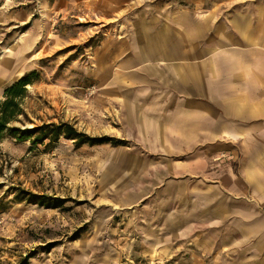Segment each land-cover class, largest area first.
<instances>
[{
  "label": "rangeland",
  "instance_id": "obj_1",
  "mask_svg": "<svg viewBox=\"0 0 264 264\" xmlns=\"http://www.w3.org/2000/svg\"><path fill=\"white\" fill-rule=\"evenodd\" d=\"M186 1L0 0V91L6 79L28 75L31 83L13 125L67 122L88 136L125 143L0 141V264H189L185 251L162 256L152 233L181 209L170 200L168 178H159L168 157L145 151L130 136L98 89L104 78L92 70L95 58L106 74L113 38L124 37L123 56L130 55V38L153 30L160 8ZM22 191L46 197V204L19 200Z\"/></svg>",
  "mask_w": 264,
  "mask_h": 264
},
{
  "label": "crops",
  "instance_id": "obj_2",
  "mask_svg": "<svg viewBox=\"0 0 264 264\" xmlns=\"http://www.w3.org/2000/svg\"><path fill=\"white\" fill-rule=\"evenodd\" d=\"M152 24L128 56L113 38L106 74L95 58L92 70L130 136L168 157L159 178L181 209L151 231L158 249L189 264H264V0H188Z\"/></svg>",
  "mask_w": 264,
  "mask_h": 264
},
{
  "label": "trees",
  "instance_id": "obj_3",
  "mask_svg": "<svg viewBox=\"0 0 264 264\" xmlns=\"http://www.w3.org/2000/svg\"><path fill=\"white\" fill-rule=\"evenodd\" d=\"M30 84L29 76L25 75L5 90V99L0 103V141L6 137H10L18 142L31 141L33 147L45 145L47 141L46 147H50L57 144L60 139L74 141L76 146L103 144L122 146L125 144L122 140H116L107 136H88L67 122L43 123L41 125H34L32 128H21L13 125L23 115L20 100L25 97L26 87ZM22 194V197L18 198L19 200H29L41 205L46 204L47 198L44 196H37L26 191H22Z\"/></svg>",
  "mask_w": 264,
  "mask_h": 264
}]
</instances>
